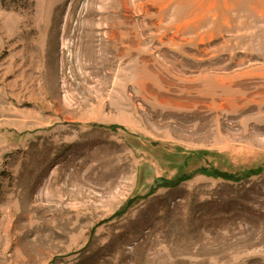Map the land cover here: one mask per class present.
<instances>
[{
	"label": "rangeland",
	"instance_id": "obj_1",
	"mask_svg": "<svg viewBox=\"0 0 264 264\" xmlns=\"http://www.w3.org/2000/svg\"><path fill=\"white\" fill-rule=\"evenodd\" d=\"M0 264H264V0H0Z\"/></svg>",
	"mask_w": 264,
	"mask_h": 264
},
{
	"label": "trees",
	"instance_id": "obj_2",
	"mask_svg": "<svg viewBox=\"0 0 264 264\" xmlns=\"http://www.w3.org/2000/svg\"><path fill=\"white\" fill-rule=\"evenodd\" d=\"M217 173V172H216ZM217 174H220V175H222V176H224V177H228V178H230L229 176H226L225 174H222V173H220V172H218Z\"/></svg>",
	"mask_w": 264,
	"mask_h": 264
}]
</instances>
